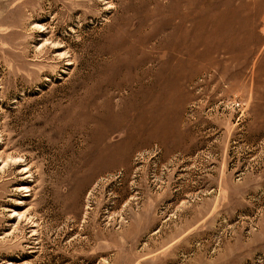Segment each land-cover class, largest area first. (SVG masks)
Here are the masks:
<instances>
[{
  "label": "rangeland",
  "instance_id": "1",
  "mask_svg": "<svg viewBox=\"0 0 264 264\" xmlns=\"http://www.w3.org/2000/svg\"><path fill=\"white\" fill-rule=\"evenodd\" d=\"M0 264H264V0H0Z\"/></svg>",
  "mask_w": 264,
  "mask_h": 264
}]
</instances>
